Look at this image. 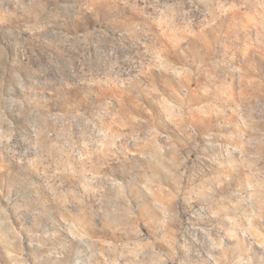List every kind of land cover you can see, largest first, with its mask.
I'll list each match as a JSON object with an SVG mask.
<instances>
[{"label": "rangeland", "instance_id": "obj_1", "mask_svg": "<svg viewBox=\"0 0 264 264\" xmlns=\"http://www.w3.org/2000/svg\"><path fill=\"white\" fill-rule=\"evenodd\" d=\"M0 264H264V0H0Z\"/></svg>", "mask_w": 264, "mask_h": 264}]
</instances>
